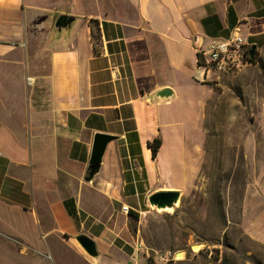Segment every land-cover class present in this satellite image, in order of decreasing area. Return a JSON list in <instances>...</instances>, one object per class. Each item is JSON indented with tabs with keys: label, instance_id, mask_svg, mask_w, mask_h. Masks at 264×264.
Segmentation results:
<instances>
[{
	"label": "crops",
	"instance_id": "0c3cea01",
	"mask_svg": "<svg viewBox=\"0 0 264 264\" xmlns=\"http://www.w3.org/2000/svg\"><path fill=\"white\" fill-rule=\"evenodd\" d=\"M236 32L264 46V0H0V264H149L129 213L196 186L218 78L199 49Z\"/></svg>",
	"mask_w": 264,
	"mask_h": 264
},
{
	"label": "rangeland",
	"instance_id": "374dc122",
	"mask_svg": "<svg viewBox=\"0 0 264 264\" xmlns=\"http://www.w3.org/2000/svg\"><path fill=\"white\" fill-rule=\"evenodd\" d=\"M211 82L196 186L173 210L146 206L129 229L146 254L185 251L175 264H264V46L240 73Z\"/></svg>",
	"mask_w": 264,
	"mask_h": 264
},
{
	"label": "built area",
	"instance_id": "2783aa9c",
	"mask_svg": "<svg viewBox=\"0 0 264 264\" xmlns=\"http://www.w3.org/2000/svg\"><path fill=\"white\" fill-rule=\"evenodd\" d=\"M251 47L239 32L227 39H213L206 48L199 49V69L205 77L212 78L214 74H217V79L221 75L235 76L252 63ZM28 82L31 83V78ZM123 209L129 211V206L124 205ZM147 255L149 264H175L180 259L172 250L148 252Z\"/></svg>",
	"mask_w": 264,
	"mask_h": 264
},
{
	"label": "water",
	"instance_id": "95a60500",
	"mask_svg": "<svg viewBox=\"0 0 264 264\" xmlns=\"http://www.w3.org/2000/svg\"><path fill=\"white\" fill-rule=\"evenodd\" d=\"M77 17L69 14L60 15L54 25V31L58 34L69 33ZM257 46L253 45L250 50V56L256 55ZM173 96L172 89L166 88L159 91L153 98L155 99H169ZM115 139L114 136L104 133H97L94 140L93 154L90 161L88 171V180H91L95 174L100 171L105 151L108 144ZM181 192L178 190L158 191L150 195L149 202L152 206L159 209H167L175 207L181 199ZM78 243L85 250V252L92 258H97L100 254L96 242L88 235L81 234L76 237ZM194 248V247H193Z\"/></svg>",
	"mask_w": 264,
	"mask_h": 264
},
{
	"label": "trees",
	"instance_id": "16d2710c",
	"mask_svg": "<svg viewBox=\"0 0 264 264\" xmlns=\"http://www.w3.org/2000/svg\"><path fill=\"white\" fill-rule=\"evenodd\" d=\"M255 57H256V55H255L254 57L251 58V61H252V62L255 60ZM208 83L213 84L211 81L208 82ZM157 150H158V146H157L156 144H154V145H153V151H154V154L157 153ZM129 215H130V218H138V215H139V214H138L137 212L131 211V212L129 213Z\"/></svg>",
	"mask_w": 264,
	"mask_h": 264
},
{
	"label": "bare ground",
	"instance_id": "6f19581e",
	"mask_svg": "<svg viewBox=\"0 0 264 264\" xmlns=\"http://www.w3.org/2000/svg\"><path fill=\"white\" fill-rule=\"evenodd\" d=\"M166 210H173V207H169L167 208ZM201 246H203V244L201 243H197V244H194V249L196 248H200ZM185 255V251H178L177 252V256L180 257V256H184Z\"/></svg>",
	"mask_w": 264,
	"mask_h": 264
}]
</instances>
